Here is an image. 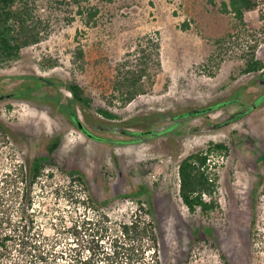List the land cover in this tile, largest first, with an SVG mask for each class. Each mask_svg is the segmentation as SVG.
<instances>
[{"label": "rangeland", "instance_id": "374dc122", "mask_svg": "<svg viewBox=\"0 0 264 264\" xmlns=\"http://www.w3.org/2000/svg\"><path fill=\"white\" fill-rule=\"evenodd\" d=\"M222 1L228 0H91L98 8L93 25L77 14L68 23L60 14L40 42L0 67V121L9 129L0 143V178L11 163L37 153L52 158L54 164L46 166L33 189L34 216L45 234L61 233L56 230L60 213L67 219L71 212H83L75 196L103 201L84 212L105 213L112 222L128 220L142 201L155 225L161 264H221L219 253L232 264H255L254 217L264 230V101L236 121L219 123L264 90L257 73L242 71L254 44L264 62V0L242 20L222 11ZM150 41L158 45L151 59L140 52L150 53ZM145 60L151 73L142 77L147 90L123 104L114 87L117 69ZM72 80L92 98L88 112L112 127L103 133L91 130L109 137H118L113 130L120 121L135 118L128 128L138 131L144 129L141 118L148 116L150 129V121L152 126L170 124L172 113L233 95L239 100L186 119L165 134L107 143L84 135L63 111L71 98L64 83ZM97 107L118 118L104 119ZM77 113L87 125L82 111ZM151 113L156 115L150 120ZM51 137L57 139L52 147ZM209 141L229 148L223 159L209 156V167L218 173V206L190 212L179 197L178 164ZM70 170L81 173L85 184L72 180ZM65 260L60 264H68Z\"/></svg>", "mask_w": 264, "mask_h": 264}, {"label": "trees", "instance_id": "16d2710c", "mask_svg": "<svg viewBox=\"0 0 264 264\" xmlns=\"http://www.w3.org/2000/svg\"><path fill=\"white\" fill-rule=\"evenodd\" d=\"M90 1L0 0V67L17 59L22 48L40 42L48 34L52 23L62 19L60 14H63V19L68 23L72 22L77 14L85 25H93L98 8ZM259 4V0H228L222 1L221 9L231 11L236 18L242 20L246 11L257 9ZM256 46L254 44L250 47L252 51L246 57L242 71L257 73L256 80L261 85L264 83V62L256 57ZM157 47L156 42L150 41V53H145L146 49L142 48L141 56L151 59L153 53L157 54ZM82 53L79 48L78 56H82ZM146 62L140 61L134 65L124 63L117 69L118 79L114 87L123 104L147 90L146 83L142 80L143 76L151 77ZM154 62L158 65V59ZM64 84L71 93V98L62 108L70 122L87 137L107 143H126L142 139L145 135L165 134L175 130L186 119L209 114L228 102L239 100L233 95L228 101H212L207 105L172 113L167 116L170 124L152 126L150 121V129H147L148 116L141 118L144 121V129L138 131L128 128L135 118L120 121L115 130L112 129L118 137H109L98 135L91 130L103 133L112 127L100 124L101 119L88 112L92 98L85 93L81 85L73 80ZM151 84L150 80L149 85ZM263 101L264 90L243 104L245 107L242 110L231 113L219 126L238 120ZM77 109L82 111L87 125L79 119ZM96 112L106 120L118 118L107 108L97 107ZM154 115L156 114H150V120ZM8 135V127L0 121V143L6 142ZM48 142V146L52 147L57 139L51 137ZM228 152L229 148L225 143L209 141L205 147L180 160L179 197L190 212L198 209L207 213L217 208L215 194L218 173L209 167V156L214 154L223 159ZM261 159L264 160V156ZM53 164L49 155L37 153L21 163H11V169L2 173L5 177L0 178V264H60L63 259H66L68 264H161L155 225L150 219L149 209L142 205V201H139L138 207L128 220L112 222L105 213H93L88 216L84 212L87 211L88 205L99 207L103 201H98L90 194L85 197L75 196L73 200L83 204V212L75 215L71 212L67 219L60 213L61 225L56 230L61 233L54 231L53 235L45 234L34 216L36 209L33 207V189L37 183H41L39 176L43 175L46 166ZM68 173L72 180L85 184L81 173L75 170ZM74 174H77L76 177H73ZM251 229V248L256 257L255 264H264V230L257 227L255 217L251 221ZM195 232L198 234L200 230L196 229ZM60 234L64 235L66 243H62ZM219 258L221 264H232L222 253H219Z\"/></svg>", "mask_w": 264, "mask_h": 264}]
</instances>
